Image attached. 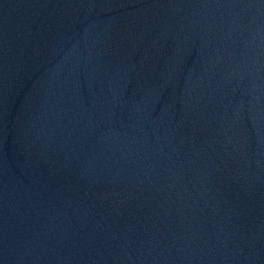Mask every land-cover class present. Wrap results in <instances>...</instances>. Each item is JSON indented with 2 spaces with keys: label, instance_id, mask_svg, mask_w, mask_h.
Listing matches in <instances>:
<instances>
[{
  "label": "water",
  "instance_id": "1",
  "mask_svg": "<svg viewBox=\"0 0 264 264\" xmlns=\"http://www.w3.org/2000/svg\"><path fill=\"white\" fill-rule=\"evenodd\" d=\"M0 264H264V0H0Z\"/></svg>",
  "mask_w": 264,
  "mask_h": 264
}]
</instances>
